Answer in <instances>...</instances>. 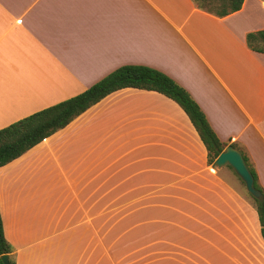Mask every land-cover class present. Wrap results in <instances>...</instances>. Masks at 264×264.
<instances>
[{
	"label": "crops",
	"instance_id": "0c3cea01",
	"mask_svg": "<svg viewBox=\"0 0 264 264\" xmlns=\"http://www.w3.org/2000/svg\"><path fill=\"white\" fill-rule=\"evenodd\" d=\"M260 30L264 0L226 17L193 0H0V130L145 66L188 92L264 193V54L246 39ZM254 199L231 166L209 162L178 103L134 88L0 168L16 264H101L105 206L172 228L168 264H264Z\"/></svg>",
	"mask_w": 264,
	"mask_h": 264
},
{
	"label": "trees",
	"instance_id": "16d2710c",
	"mask_svg": "<svg viewBox=\"0 0 264 264\" xmlns=\"http://www.w3.org/2000/svg\"><path fill=\"white\" fill-rule=\"evenodd\" d=\"M244 1L193 0L200 9L218 17H226L240 11ZM213 3L217 5L213 6ZM246 39L250 49L264 54V30L248 33ZM126 88L156 91L178 103L198 131L209 152L211 164L224 151V145L209 125L206 116L185 89L156 69L127 65L115 70L81 94L40 110L1 129L0 168L18 159L50 136L67 127L110 94ZM255 187L262 192L256 183ZM262 194L261 198L254 200L264 238V193L262 192ZM12 252L13 247L5 237L0 212V264H5L1 257L6 254L11 255ZM9 264H16L15 260L10 258Z\"/></svg>",
	"mask_w": 264,
	"mask_h": 264
},
{
	"label": "rangeland",
	"instance_id": "374dc122",
	"mask_svg": "<svg viewBox=\"0 0 264 264\" xmlns=\"http://www.w3.org/2000/svg\"><path fill=\"white\" fill-rule=\"evenodd\" d=\"M135 207L131 210L129 206H105L104 242H99L103 248L101 264L170 263L165 259L169 255L167 251H175L176 247L161 239L172 234V228L161 229L160 224H153L158 222L157 217L150 218L146 224L145 214L137 212L135 217ZM144 207L137 206V210Z\"/></svg>",
	"mask_w": 264,
	"mask_h": 264
},
{
	"label": "water",
	"instance_id": "95a60500",
	"mask_svg": "<svg viewBox=\"0 0 264 264\" xmlns=\"http://www.w3.org/2000/svg\"><path fill=\"white\" fill-rule=\"evenodd\" d=\"M215 165L218 167L231 166L245 183L248 192L256 199L262 197V193L255 187V178L249 170L243 155L234 146H228L216 159ZM1 258L5 264L10 263L8 254L3 255Z\"/></svg>",
	"mask_w": 264,
	"mask_h": 264
}]
</instances>
